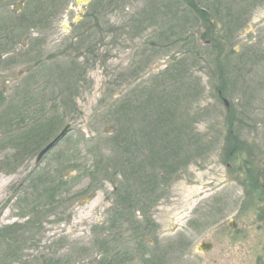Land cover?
Returning a JSON list of instances; mask_svg holds the SVG:
<instances>
[{
	"label": "rangeland",
	"instance_id": "374dc122",
	"mask_svg": "<svg viewBox=\"0 0 264 264\" xmlns=\"http://www.w3.org/2000/svg\"><path fill=\"white\" fill-rule=\"evenodd\" d=\"M166 5L0 0V264H103L107 243L141 264L148 239L177 235L186 255L214 244L205 264H264L246 187L264 147V0H228V45L194 26L190 44L166 39ZM132 164L153 176L144 191Z\"/></svg>",
	"mask_w": 264,
	"mask_h": 264
},
{
	"label": "trees",
	"instance_id": "16d2710c",
	"mask_svg": "<svg viewBox=\"0 0 264 264\" xmlns=\"http://www.w3.org/2000/svg\"><path fill=\"white\" fill-rule=\"evenodd\" d=\"M164 1L166 5L167 2L166 0ZM165 10L168 13V16H166L167 21H168V18L170 17V14H172V17H174V19L176 20V25L175 24L173 25V26H177L176 31L173 32L170 29V32L168 33L166 37V39H168L169 37L173 38L172 40L173 43L175 42H181L183 44L192 43L193 42V33L191 32L192 26L199 28V30L203 28L204 31L202 33V36L210 35L211 40L219 39L220 41L221 40L227 41V39L229 38L228 33L231 32V30H228L227 28V22L228 20L230 21L232 20V22L237 21V19L230 18V15L228 12V0H173L168 5L165 6ZM225 11H227V13H225ZM162 16L164 15L162 14ZM88 17L90 19L91 18L95 19V17L90 16V14ZM217 25H219L218 28H217ZM168 26H171V28L173 27L170 22H168ZM229 42L230 41L225 42V45H228ZM9 130L14 131L15 129L12 126L11 128H9ZM51 132L52 131H49L47 134H44L38 146L41 145L45 140L50 138L49 136ZM26 137L27 135L24 134L23 139H21V137L19 138L18 136L15 135L14 137H11L9 141L16 142L17 143L16 146L22 150L27 145L26 141H24ZM26 148L32 149L33 146L28 145V147ZM137 167H138V164L130 165L128 167V170H126V173L129 174L131 178L136 177L135 178L136 185H138L136 186V188L138 190V188L139 187L141 188V186H150L151 185L150 182L154 179H153V176L149 175L147 177L148 180L146 181L145 180L146 178L139 175V172H138L139 169ZM163 170H165L164 167H163ZM165 173L167 172L165 171ZM128 177L126 180H128ZM122 188L124 190L122 193V195L125 198L124 200H127L129 197L132 196L129 193L131 189L129 185L126 183L122 185ZM140 191H144V189L141 188ZM111 220L109 222L110 224L113 223V220L112 221ZM150 225H152L151 222H150ZM109 230H111V228H109ZM139 230L140 231L142 230L141 227L136 226L135 232L133 230L134 232L133 238L134 240H136L137 245L142 246V241H146V240L144 238V235H142V231L141 233H138ZM107 244H108V247H106L105 249L106 252H104V255H105L104 258H106V262L103 264H129V262L132 260L131 255L133 254L130 250L126 248L125 245L117 246L116 244H109V243ZM139 250L141 251V254H142L144 249L143 247H140ZM139 261L142 262L143 258H140ZM100 264H102V260L100 261Z\"/></svg>",
	"mask_w": 264,
	"mask_h": 264
},
{
	"label": "flooded vegetation",
	"instance_id": "af4514ba",
	"mask_svg": "<svg viewBox=\"0 0 264 264\" xmlns=\"http://www.w3.org/2000/svg\"><path fill=\"white\" fill-rule=\"evenodd\" d=\"M256 162L258 164L255 166V177L254 182L248 183L246 186L247 189H251L254 187L257 191V202H258V213H257V232L259 233V241L260 245L263 246V240H264V147L263 145L261 148L256 151ZM230 227H234L235 223H230ZM152 241L153 243H157V245H154V247H145L143 250L144 258L141 264H205L204 260L205 255L208 251L212 250L214 248V244L212 242H206L201 241L196 246V249H194L193 254L186 255V252L184 253L183 250V240L180 235H177L176 238V245H159L158 241L154 242V240L148 239V242ZM203 243L210 244L209 249L205 250L200 248V245ZM200 248V249H199ZM174 253L178 254L179 258L177 261H166L163 259H168L169 255H173ZM173 257V256H172ZM186 257L191 259V262L183 261L182 259ZM209 259V258H207ZM196 260V261H195ZM215 260L213 258H210L209 261Z\"/></svg>",
	"mask_w": 264,
	"mask_h": 264
},
{
	"label": "water",
	"instance_id": "95a60500",
	"mask_svg": "<svg viewBox=\"0 0 264 264\" xmlns=\"http://www.w3.org/2000/svg\"><path fill=\"white\" fill-rule=\"evenodd\" d=\"M90 0H76V3L79 4L80 2H88ZM21 4L18 3L17 7H19ZM16 10V8L14 9ZM5 101V94L4 91L2 89H0V107L2 106V104ZM223 101L225 104H227V100L225 98H223ZM70 124L66 123L63 128L60 130V132L49 142L47 143L42 149H40L36 155L33 167H36V165L42 160L43 156L54 146L56 145V143H58V141L63 138L65 136V134L70 130ZM210 244L208 243H203L200 245V248L202 249H209ZM199 248V249H200Z\"/></svg>",
	"mask_w": 264,
	"mask_h": 264
}]
</instances>
